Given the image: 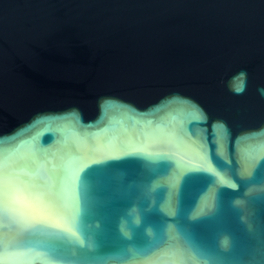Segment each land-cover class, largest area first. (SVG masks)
Listing matches in <instances>:
<instances>
[{
	"label": "water",
	"instance_id": "95a60500",
	"mask_svg": "<svg viewBox=\"0 0 264 264\" xmlns=\"http://www.w3.org/2000/svg\"><path fill=\"white\" fill-rule=\"evenodd\" d=\"M0 264H264V0H0Z\"/></svg>",
	"mask_w": 264,
	"mask_h": 264
},
{
	"label": "snow or ice",
	"instance_id": "6c2138e0",
	"mask_svg": "<svg viewBox=\"0 0 264 264\" xmlns=\"http://www.w3.org/2000/svg\"><path fill=\"white\" fill-rule=\"evenodd\" d=\"M0 165H2V161H0Z\"/></svg>",
	"mask_w": 264,
	"mask_h": 264
}]
</instances>
